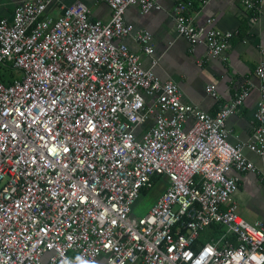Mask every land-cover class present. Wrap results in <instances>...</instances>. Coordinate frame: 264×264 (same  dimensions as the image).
Here are the masks:
<instances>
[{
    "label": "built area",
    "instance_id": "1",
    "mask_svg": "<svg viewBox=\"0 0 264 264\" xmlns=\"http://www.w3.org/2000/svg\"><path fill=\"white\" fill-rule=\"evenodd\" d=\"M53 1L22 0L0 19V69L22 71L0 79V264H264V221L237 212L231 174L264 171L226 128L250 87L210 114L144 68L125 39L152 55L153 35L125 13L160 9L157 0H103L108 22L80 1L51 17ZM194 1L174 6L178 32L227 60L234 32L199 27ZM240 1L251 13L263 4ZM255 73L247 146L264 156V60ZM206 91L219 97L214 84ZM157 179L169 184L137 219L133 205Z\"/></svg>",
    "mask_w": 264,
    "mask_h": 264
},
{
    "label": "crops",
    "instance_id": "2",
    "mask_svg": "<svg viewBox=\"0 0 264 264\" xmlns=\"http://www.w3.org/2000/svg\"><path fill=\"white\" fill-rule=\"evenodd\" d=\"M21 1L0 0V19H11ZM79 1L89 7L93 19L103 22L111 19V8L103 0H54L47 14L58 18L63 7ZM179 1L182 0H157L161 8L148 13L142 12L136 5L126 10L125 20L134 25L135 32L146 29L152 33V55L143 52L134 35L127 37L125 42L133 52L141 56L144 68L153 69L162 81H175L182 91L183 102L204 112L217 113L244 85L249 86V96L240 110L227 118L226 128L230 142L244 145L243 153L247 159L260 171H264V156L247 146L254 137L253 115L260 96V80L255 69L264 60V0L258 13L247 11L240 0H207L206 3L194 1L191 14L199 27L234 32L226 52L227 60L211 57L205 44L192 45L180 35L173 16L174 6ZM207 84L216 86L218 98L206 91ZM149 124L152 121L143 124L138 130H145ZM231 174L240 176L239 188L234 194L237 212L251 223L264 221L262 174L246 172L240 175L234 170ZM164 180L168 185L169 181Z\"/></svg>",
    "mask_w": 264,
    "mask_h": 264
},
{
    "label": "rangeland",
    "instance_id": "3",
    "mask_svg": "<svg viewBox=\"0 0 264 264\" xmlns=\"http://www.w3.org/2000/svg\"><path fill=\"white\" fill-rule=\"evenodd\" d=\"M6 73L9 77L15 76L20 78L22 76V71L20 70H6ZM166 186L167 183L164 179H157L151 188L140 195L133 205V213L137 219L148 213L150 207L156 202Z\"/></svg>",
    "mask_w": 264,
    "mask_h": 264
},
{
    "label": "trees",
    "instance_id": "4",
    "mask_svg": "<svg viewBox=\"0 0 264 264\" xmlns=\"http://www.w3.org/2000/svg\"><path fill=\"white\" fill-rule=\"evenodd\" d=\"M0 79L5 82L6 84H9L12 82V80L9 78V76L7 75L6 72H3L1 69H0ZM143 192H146V190H143ZM215 232H220V227L219 228H215Z\"/></svg>",
    "mask_w": 264,
    "mask_h": 264
}]
</instances>
